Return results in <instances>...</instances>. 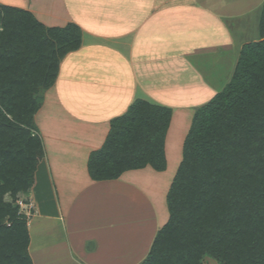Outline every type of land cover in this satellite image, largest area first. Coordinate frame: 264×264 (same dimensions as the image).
<instances>
[{
	"label": "crops",
	"instance_id": "1",
	"mask_svg": "<svg viewBox=\"0 0 264 264\" xmlns=\"http://www.w3.org/2000/svg\"><path fill=\"white\" fill-rule=\"evenodd\" d=\"M263 2L0 0L45 28L73 25L81 36L33 115L44 157L39 204L26 218L32 264L145 260L168 220L166 195L195 111L219 92L224 68L235 67L238 27ZM139 100L170 112L164 169L145 165L92 179L90 156Z\"/></svg>",
	"mask_w": 264,
	"mask_h": 264
},
{
	"label": "trees",
	"instance_id": "2",
	"mask_svg": "<svg viewBox=\"0 0 264 264\" xmlns=\"http://www.w3.org/2000/svg\"><path fill=\"white\" fill-rule=\"evenodd\" d=\"M79 44L73 25L45 28L0 5V264H32L16 201H26L42 157L30 133L37 91L53 84L58 60ZM169 118L166 108L133 103L90 156V177L116 178L145 165L163 170ZM166 205L168 220L141 264H201L204 256L264 264V41L244 44L229 81L196 109Z\"/></svg>",
	"mask_w": 264,
	"mask_h": 264
},
{
	"label": "rangeland",
	"instance_id": "3",
	"mask_svg": "<svg viewBox=\"0 0 264 264\" xmlns=\"http://www.w3.org/2000/svg\"><path fill=\"white\" fill-rule=\"evenodd\" d=\"M263 15L264 14L262 13V9L260 7L255 12H251L249 14V16H247L246 19L242 20L243 27L242 28L238 27V30H237L238 34L236 35L237 40H235V46H234V48H235L234 52H235V57H236L235 59H238L241 47L244 44L251 43V42H257V41L258 42L264 41V33L263 34L260 33L261 29L264 30V19L262 18ZM237 31H236V33H237ZM80 39H81V36H80ZM229 57H230V55H229ZM62 58H60L58 60V66H59V63H60ZM227 62H230L229 58H228ZM233 66H226L224 68L223 73L225 72L226 75L225 74L223 75V73H221L223 76L222 79H224V82L221 81V82L217 83L216 91H221L223 85H225L228 82L230 75H231L233 68H234ZM225 78H226V80H225ZM47 89H43V88L39 87L38 91H37L38 96L37 95L36 96L40 99L41 94H43V92L46 91ZM6 116H7V118L10 119V116H8V115H6ZM33 126H34V129L30 130L31 135H34L40 139V136H39V133L35 127L34 121H33ZM40 141H41V139H40ZM41 150H42V157L39 158L38 162L36 163L34 172H33V176H34L33 185L27 191L28 193L26 195H24V197L22 196V198H24V199L26 198V201H23L22 199H19L16 201V203L19 207V213L23 214L26 218L28 216L27 214L28 213L30 214L33 211V208H37V204H39V196L37 193L38 181H37V176H36L37 173L36 172H37V167H38L40 161L44 157L43 146H42ZM173 167H174V164H173ZM5 200H9L8 195L5 196ZM167 211H168V209H167ZM201 264H218V263L214 258L209 257V256H204L201 259Z\"/></svg>",
	"mask_w": 264,
	"mask_h": 264
}]
</instances>
